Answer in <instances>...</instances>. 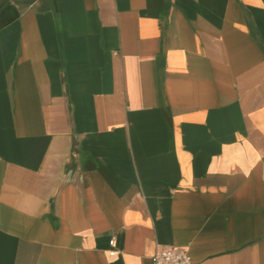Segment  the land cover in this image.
<instances>
[{
  "label": "crops",
  "instance_id": "0c3cea01",
  "mask_svg": "<svg viewBox=\"0 0 264 264\" xmlns=\"http://www.w3.org/2000/svg\"><path fill=\"white\" fill-rule=\"evenodd\" d=\"M264 264V0H0V264Z\"/></svg>",
  "mask_w": 264,
  "mask_h": 264
},
{
  "label": "built area",
  "instance_id": "2783aa9c",
  "mask_svg": "<svg viewBox=\"0 0 264 264\" xmlns=\"http://www.w3.org/2000/svg\"><path fill=\"white\" fill-rule=\"evenodd\" d=\"M153 264H192V258L187 251L168 248L156 253Z\"/></svg>",
  "mask_w": 264,
  "mask_h": 264
}]
</instances>
